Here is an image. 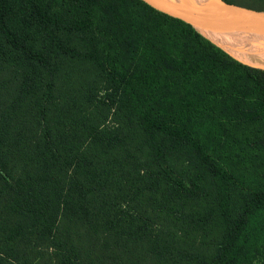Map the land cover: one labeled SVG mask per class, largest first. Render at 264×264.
Instances as JSON below:
<instances>
[{"label": "trees", "instance_id": "obj_1", "mask_svg": "<svg viewBox=\"0 0 264 264\" xmlns=\"http://www.w3.org/2000/svg\"><path fill=\"white\" fill-rule=\"evenodd\" d=\"M60 2L0 0V264H260L264 70L143 5Z\"/></svg>", "mask_w": 264, "mask_h": 264}, {"label": "water", "instance_id": "obj_2", "mask_svg": "<svg viewBox=\"0 0 264 264\" xmlns=\"http://www.w3.org/2000/svg\"><path fill=\"white\" fill-rule=\"evenodd\" d=\"M128 1L186 23L216 46L213 40L249 43L264 48V11L222 0Z\"/></svg>", "mask_w": 264, "mask_h": 264}, {"label": "bare ground", "instance_id": "obj_3", "mask_svg": "<svg viewBox=\"0 0 264 264\" xmlns=\"http://www.w3.org/2000/svg\"><path fill=\"white\" fill-rule=\"evenodd\" d=\"M219 47L237 61L264 70V48L241 42L213 40Z\"/></svg>", "mask_w": 264, "mask_h": 264}, {"label": "rangeland", "instance_id": "obj_4", "mask_svg": "<svg viewBox=\"0 0 264 264\" xmlns=\"http://www.w3.org/2000/svg\"><path fill=\"white\" fill-rule=\"evenodd\" d=\"M235 4L248 3L251 0H231ZM44 6H49L50 10L53 12H63L65 10L64 4L60 0H41ZM240 6V5H239ZM261 254L258 256V261L260 264H264V245L262 246Z\"/></svg>", "mask_w": 264, "mask_h": 264}]
</instances>
